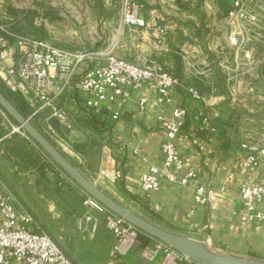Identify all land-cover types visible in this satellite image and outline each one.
I'll return each mask as SVG.
<instances>
[{
    "label": "crops",
    "instance_id": "obj_1",
    "mask_svg": "<svg viewBox=\"0 0 264 264\" xmlns=\"http://www.w3.org/2000/svg\"><path fill=\"white\" fill-rule=\"evenodd\" d=\"M100 1L113 41L94 50L138 64L159 62L178 79L171 101L159 103L148 85L123 107L95 112L75 89L60 103L71 127L48 113L39 118L40 127L97 187L155 225L201 240L209 235L219 247L264 258V223L243 224L238 216L241 185L248 178L264 184V0H245L241 8L236 0H137L143 24L132 25L120 21V0ZM239 10L249 17H235ZM231 29L239 32L237 42ZM141 97L148 99L144 110ZM177 107L187 115L174 142L184 171H196L197 178L186 185L164 180L159 190L145 192L143 174L163 162L166 135L159 117L171 119ZM244 144L259 153L255 172L245 167L251 151ZM199 184L213 190L205 204L195 200ZM0 189L18 210L38 218L79 264L110 262L115 236L106 213L83 202L85 192L60 178L40 147L14 132L1 113ZM2 220L0 210V226ZM156 243L141 234L120 254V264H163V251L143 255Z\"/></svg>",
    "mask_w": 264,
    "mask_h": 264
},
{
    "label": "built area",
    "instance_id": "obj_2",
    "mask_svg": "<svg viewBox=\"0 0 264 264\" xmlns=\"http://www.w3.org/2000/svg\"><path fill=\"white\" fill-rule=\"evenodd\" d=\"M243 1L245 0H236L237 6H242ZM139 7L137 0H120L122 25L143 24V20L138 18ZM235 17L247 18L249 15L239 10ZM251 18L254 19V16ZM11 26L0 24V78L11 90L26 99L31 108L30 118L48 113V116H57L62 124L71 127L64 104L61 106L60 103L75 89L86 96L85 104L89 109L100 112L105 106L123 107L134 91L148 85L152 87L159 103L170 102L171 91L178 84L173 73L155 60L138 64L107 49H71L51 39L17 33ZM238 36V30H230L233 42L238 41ZM189 91L193 97L200 98L194 88ZM147 103L148 99L141 97L138 106L144 110ZM0 113L10 122L14 132L33 141L1 107ZM117 115L115 113L114 117ZM186 115V108L177 107L173 110L171 119L159 117V124L166 135L161 145L163 162L161 165H152L143 174L142 187L145 192L159 190L164 180L186 185L197 178L196 171H184L183 158L174 142ZM244 146L251 151L246 158L245 167L250 172H255L260 164L257 148L248 144ZM41 151L60 178H68L77 185L42 149ZM212 192V189L204 185H197L196 202L205 204ZM240 196L242 205L238 216L241 223H264V184L248 178L241 185ZM86 203L106 213V225L115 236L108 264H120V254L135 245L138 237L145 233L92 197L89 196ZM0 210L3 214L0 226V264H73L55 239L41 229L34 216L28 211L18 210L11 201V195L1 189ZM159 251L165 254L163 264H203L160 240H157L154 248H145L143 255L152 257Z\"/></svg>",
    "mask_w": 264,
    "mask_h": 264
},
{
    "label": "water",
    "instance_id": "obj_3",
    "mask_svg": "<svg viewBox=\"0 0 264 264\" xmlns=\"http://www.w3.org/2000/svg\"><path fill=\"white\" fill-rule=\"evenodd\" d=\"M0 107L90 197L104 205L111 212L133 224L150 237L166 243L180 253L203 264H264L263 257L239 253L217 246L209 235H207L205 240H201L155 225L128 207L122 205L97 187L95 183L87 178V176L67 158L61 149L54 144L29 117L25 116L1 90ZM36 220L37 223L40 224L39 219L36 218ZM41 226L46 233L50 234L43 224ZM55 241L73 264H79L56 239Z\"/></svg>",
    "mask_w": 264,
    "mask_h": 264
},
{
    "label": "rangeland",
    "instance_id": "obj_4",
    "mask_svg": "<svg viewBox=\"0 0 264 264\" xmlns=\"http://www.w3.org/2000/svg\"><path fill=\"white\" fill-rule=\"evenodd\" d=\"M100 4V0H0V24L21 27L20 34L25 35L41 36L46 32V39L67 48L94 50L95 44L113 41L112 28ZM118 6L120 10V2ZM122 44L124 53L125 43ZM85 195L89 197L86 192ZM132 209L141 214L139 209Z\"/></svg>",
    "mask_w": 264,
    "mask_h": 264
},
{
    "label": "trees",
    "instance_id": "obj_5",
    "mask_svg": "<svg viewBox=\"0 0 264 264\" xmlns=\"http://www.w3.org/2000/svg\"><path fill=\"white\" fill-rule=\"evenodd\" d=\"M13 30H18L19 33H21L22 28L21 27H17L15 28V26H11ZM17 31V32H18ZM44 32V31H43ZM40 38H46L47 37V33L44 32L43 34H41V36H38ZM0 90L17 106V108L27 117L30 118V114H31V108L28 104V102L26 101V99L18 92H15L13 90H11L0 78ZM40 116H36L33 118H30L33 123L39 128V118ZM12 120V119H11ZM13 121V120H12ZM14 122V121H13ZM40 129V128H39ZM41 130V129H40Z\"/></svg>",
    "mask_w": 264,
    "mask_h": 264
}]
</instances>
